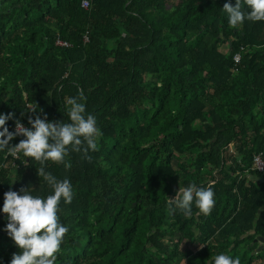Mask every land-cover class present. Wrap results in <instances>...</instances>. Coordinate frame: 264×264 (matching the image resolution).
I'll return each instance as SVG.
<instances>
[{
	"label": "trees",
	"instance_id": "obj_1",
	"mask_svg": "<svg viewBox=\"0 0 264 264\" xmlns=\"http://www.w3.org/2000/svg\"><path fill=\"white\" fill-rule=\"evenodd\" d=\"M226 2L0 0L9 130L37 115L68 122L65 98L82 94L103 132L98 151L46 165L74 189L60 205L69 232L54 264H212L220 253L264 261L242 247L264 238V172L254 166L264 157V21L233 28ZM32 160L11 167L0 153V209L9 190L52 193ZM192 183L213 187L211 214L170 213L168 198ZM5 216L0 264L19 251Z\"/></svg>",
	"mask_w": 264,
	"mask_h": 264
},
{
	"label": "clouds",
	"instance_id": "obj_2",
	"mask_svg": "<svg viewBox=\"0 0 264 264\" xmlns=\"http://www.w3.org/2000/svg\"><path fill=\"white\" fill-rule=\"evenodd\" d=\"M227 15V22L233 28H239L246 22L264 21V0H235V6L228 0L221 9ZM83 95L65 98L68 122L52 121L45 114L29 117L30 127H25L19 120L15 131H10L8 122L14 114L0 113V153L13 159L33 158L41 166L38 175L51 188L52 193L46 197L33 195L29 187L19 192L9 190L4 193L2 209L7 220L4 231L12 239L19 251L13 253L10 264H54L61 251L68 226L61 223L59 212L61 202L71 204L74 189L69 179H57L46 171L50 161L55 164L66 163L69 153L99 150V141L103 136L95 115L86 111ZM29 111L35 112L36 109ZM22 136L18 144L11 141ZM32 160V161H33ZM11 184V183H10ZM22 193V194H21ZM215 192L211 186H198L196 183L180 187L175 198H168V211L172 214L182 213L185 217L211 214L215 206ZM212 264H241L238 257L220 253L213 258Z\"/></svg>",
	"mask_w": 264,
	"mask_h": 264
},
{
	"label": "built area",
	"instance_id": "obj_3",
	"mask_svg": "<svg viewBox=\"0 0 264 264\" xmlns=\"http://www.w3.org/2000/svg\"><path fill=\"white\" fill-rule=\"evenodd\" d=\"M82 7L85 9V10H88L90 8V3L88 1H84L82 3ZM89 40H88V37L86 36L85 37V43H87ZM56 45L58 47H62V48H70L71 45L67 42H64L62 40H57V43ZM234 62H235V65L238 67L239 65H241V62H242V56H241V53H237L234 57ZM238 68H236L235 72H237ZM24 125V124H23ZM26 128L27 126L24 125ZM14 131H15V128H14ZM19 138L22 140L24 139V137L22 136H19ZM22 155V154H21ZM21 155L19 156L18 159H13L11 158L10 156H7V163L6 165L7 166H11V167H16L17 166V161L20 160L21 158ZM254 166H255V170L256 171H259L261 173L264 172V157L263 156H257L255 159H254ZM264 264V263H262Z\"/></svg>",
	"mask_w": 264,
	"mask_h": 264
},
{
	"label": "crops",
	"instance_id": "obj_4",
	"mask_svg": "<svg viewBox=\"0 0 264 264\" xmlns=\"http://www.w3.org/2000/svg\"><path fill=\"white\" fill-rule=\"evenodd\" d=\"M232 150H235V148L234 147H232ZM261 238H263V237H261ZM242 247L243 248H247L248 247V249L250 248V249H255V253H254V255H256V254H258V253H261V252H263L264 251V242H262L260 239H259V237H257V238H255V240L253 241V242H245L244 244H242ZM259 262H261V263H264V261H262V260H260Z\"/></svg>",
	"mask_w": 264,
	"mask_h": 264
},
{
	"label": "water",
	"instance_id": "obj_5",
	"mask_svg": "<svg viewBox=\"0 0 264 264\" xmlns=\"http://www.w3.org/2000/svg\"><path fill=\"white\" fill-rule=\"evenodd\" d=\"M262 182H264V181H262ZM259 239H260L262 242H264V238L259 237Z\"/></svg>",
	"mask_w": 264,
	"mask_h": 264
}]
</instances>
